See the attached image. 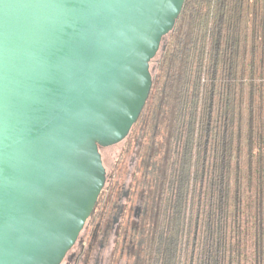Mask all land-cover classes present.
<instances>
[{
    "label": "water",
    "instance_id": "1",
    "mask_svg": "<svg viewBox=\"0 0 264 264\" xmlns=\"http://www.w3.org/2000/svg\"><path fill=\"white\" fill-rule=\"evenodd\" d=\"M186 0H0V264H61Z\"/></svg>",
    "mask_w": 264,
    "mask_h": 264
},
{
    "label": "trees",
    "instance_id": "2",
    "mask_svg": "<svg viewBox=\"0 0 264 264\" xmlns=\"http://www.w3.org/2000/svg\"><path fill=\"white\" fill-rule=\"evenodd\" d=\"M158 55L125 264H264V0H186Z\"/></svg>",
    "mask_w": 264,
    "mask_h": 264
},
{
    "label": "flooded vegetation",
    "instance_id": "3",
    "mask_svg": "<svg viewBox=\"0 0 264 264\" xmlns=\"http://www.w3.org/2000/svg\"><path fill=\"white\" fill-rule=\"evenodd\" d=\"M135 155L136 161L128 185L120 182L118 167H114L110 175L107 172L105 188L109 189L110 194L103 197L99 204L97 202L77 242L61 264H125L123 245L120 250L117 248L122 228L132 220H139L145 211L143 195L140 194L145 183L135 178V170L140 166V156ZM142 165L145 170V163ZM117 253L120 259L115 257Z\"/></svg>",
    "mask_w": 264,
    "mask_h": 264
},
{
    "label": "rangeland",
    "instance_id": "4",
    "mask_svg": "<svg viewBox=\"0 0 264 264\" xmlns=\"http://www.w3.org/2000/svg\"><path fill=\"white\" fill-rule=\"evenodd\" d=\"M159 55L153 60L151 63V69L153 71V74L155 75L157 64H158ZM126 142H122L120 144L103 148L101 149V153L103 156V162L105 165V168L107 169L108 174H112L113 168L115 165H118V174L120 176V182L124 183L125 185H128L131 179V174L133 171V167L136 161L135 157V151L134 149L131 150L129 154L125 156V158L122 160V163H117L118 159L120 157V154L122 152L123 147L125 146Z\"/></svg>",
    "mask_w": 264,
    "mask_h": 264
}]
</instances>
